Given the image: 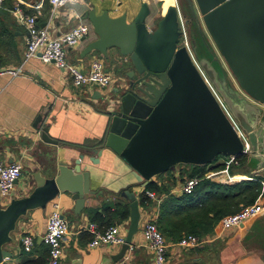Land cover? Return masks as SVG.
<instances>
[{
	"label": "crops",
	"instance_id": "1",
	"mask_svg": "<svg viewBox=\"0 0 264 264\" xmlns=\"http://www.w3.org/2000/svg\"><path fill=\"white\" fill-rule=\"evenodd\" d=\"M24 2L23 6L27 12L40 11L37 16L38 25L53 36L60 35L79 23L90 24L88 20L80 17L82 11L87 8H94L97 13L106 9L111 16H117L125 11L128 20H131L140 4L146 2L150 10L146 17V26L151 30L156 28L158 21L169 8H175L179 25L184 32L187 21L192 19L191 11L186 17L181 0H70L63 6H55L48 0ZM186 2L188 3L187 0ZM10 13L11 20L15 22L19 58L2 66H17L23 63V73L13 78L8 75L0 76V161L10 163L19 160L22 163V172L9 194L0 197V205L5 206L12 198L27 195L35 187L33 168H37L43 175L50 176L52 171H56L58 161H64L71 166L79 154H83L80 164L89 171L91 188L95 194L86 196L85 206L78 215L74 213V200L68 192H60L47 203L45 209L29 210L19 218L12 232V241L5 245L12 252V256L3 260L1 264L45 262L48 253L43 235L54 203L59 205L64 218L69 217V232L62 242L61 264H74L75 260H79L80 264H99L104 259L108 261L107 264H117L123 256L117 261L112 258L119 254L121 244L101 243L89 246V240L93 235L90 226L102 230L108 222L117 224L121 222L125 231L128 219L109 217L107 209L114 210L116 207L126 205L129 207L128 201L118 193L135 179L123 160L114 152L103 148L100 154H95L92 149L103 136L109 121V115L99 96L114 93L123 81L125 72L129 70L130 63L126 61V57L119 55L116 48L109 50L107 58L102 57L97 51L81 56L86 44L96 38L91 27L85 38L68 48V59L86 70L93 58L101 57L105 69L115 75V80L107 88L95 84L76 86L68 72L54 63L43 62L36 57L23 61L26 30L17 22L12 11ZM251 102L253 101L245 96V107L250 106ZM38 114H42V117L35 126ZM259 114L263 115L264 109ZM44 126L48 127V134L57 140V144L41 140L40 131ZM255 130L259 135L257 147L251 150L249 148L242 161L237 158L228 161L226 158L218 157L214 161L216 164L214 167L206 166L201 178L220 182L227 187L257 180L261 190L255 202H263L264 128L258 131V127H255ZM91 157L97 158L98 162H92ZM194 170L192 164H178L174 169L153 178L158 184H164L166 190L159 194L160 198L152 199L156 203L148 206L139 203L141 218L138 232L132 239V242L136 243L131 252L132 264H154L153 254L142 240L141 225L148 217L157 218L159 206L169 194L182 195L181 185ZM134 190L138 200L141 194L146 192L142 186H137ZM235 190L230 189L231 192ZM211 191L213 190L203 185L194 194V198L195 200L205 198ZM260 213L242 226L228 230H222L218 221L206 229L203 235L205 242L199 247L191 248L192 250L178 247L176 241L167 240L169 247L166 264H264V249L248 248L245 243L249 239V231L257 220L264 218V214ZM254 233L255 239L264 234L262 229H257ZM24 234L31 235L34 240V245L30 249H26L21 243Z\"/></svg>",
	"mask_w": 264,
	"mask_h": 264
},
{
	"label": "water",
	"instance_id": "2",
	"mask_svg": "<svg viewBox=\"0 0 264 264\" xmlns=\"http://www.w3.org/2000/svg\"><path fill=\"white\" fill-rule=\"evenodd\" d=\"M187 1L192 19L201 16L237 84L253 101L245 107V96H239L242 103L236 109L229 102L248 141L224 111L183 43L175 8H169L153 30L146 26L150 11L146 2L140 4L131 20L125 11L111 16L106 9L97 13L94 8L84 9L80 16L90 22L96 35L81 56L97 51L107 58L109 50L116 48L130 63L114 93L99 96L109 121L92 149L95 154L103 148L114 152L135 179L118 193L129 203V218L124 242L116 258H112L114 261L123 256L139 229L141 212L135 187H145L156 175L178 164L211 168L220 155L237 157L245 153L247 144L250 150L255 149L259 136L255 127L258 131L264 128V114H259L264 104V0ZM202 67L213 80L214 72L206 62H202ZM41 115H37L35 126ZM40 138L57 144L47 126L42 127ZM82 156L79 154L71 166L58 161L50 176L33 168L35 187L27 195L0 205V264L12 256L5 245L12 241L19 218L29 210L45 209L60 192H68L74 200V213L80 214L86 196L95 194L90 173L80 164ZM96 159L90 158L94 163L98 162ZM107 263L104 259L99 264ZM74 264H80L79 260Z\"/></svg>",
	"mask_w": 264,
	"mask_h": 264
},
{
	"label": "built area",
	"instance_id": "3",
	"mask_svg": "<svg viewBox=\"0 0 264 264\" xmlns=\"http://www.w3.org/2000/svg\"><path fill=\"white\" fill-rule=\"evenodd\" d=\"M14 6L11 11L14 14L17 22L24 26L26 30L25 49L23 61L29 58L36 57L43 62L54 63L57 67L66 70L76 86H84L87 84H96L100 87L107 88L114 82L111 72L105 69L103 62L99 57L93 58L90 61L88 69L84 70L75 63L69 61L67 56L68 48L78 44L89 32L91 25L87 23H79L72 26L66 32L53 36L48 30L38 25L36 13H29L24 9V0H14ZM55 6H63L70 0H48ZM4 5V0H0V7ZM184 31V30H183ZM23 63L17 66L8 65L0 67V76L8 75L11 78L20 76L23 73ZM264 107V104L261 105ZM249 149L247 144L245 152ZM228 161L235 160V157H225ZM22 163L19 160L10 163L0 161V197H5L9 194L13 184L21 175ZM202 178L192 176L185 179L182 183L180 191L182 194H191L199 185ZM146 194L157 199L153 191L146 190ZM52 211L49 213L46 228L43 235V241L48 247V255L46 258L47 264H61L63 258L62 242L69 232L68 221L61 216L60 207L54 203ZM264 210V201L255 202L253 204L242 206L238 211L223 216L220 220V228L228 230L234 227L242 226L247 220L256 216ZM124 226V225H123ZM92 237L89 240V246H96L101 243L107 244H122L124 242L125 231L121 222L113 224L103 230H98L90 226ZM141 237L145 244L153 254L154 264H166L168 261V241L159 230L155 219L146 218L141 225ZM205 239L193 233L183 235L175 242L178 247L191 249L199 247ZM21 243L26 249H30L34 245V240L31 235L24 234L21 238ZM136 243H131L125 251L123 257L117 261V264H132L130 261L131 252Z\"/></svg>",
	"mask_w": 264,
	"mask_h": 264
},
{
	"label": "trees",
	"instance_id": "4",
	"mask_svg": "<svg viewBox=\"0 0 264 264\" xmlns=\"http://www.w3.org/2000/svg\"><path fill=\"white\" fill-rule=\"evenodd\" d=\"M14 2V0H4V5L0 7V67L9 62L16 61L19 58L15 35V22L10 17V10L14 6ZM206 166L193 165L195 170L191 172L189 177L199 176L201 178ZM203 185L213 191L209 192L205 198L195 200L194 194ZM260 186L257 180L244 181L236 186L227 187L220 182L202 179L191 194H182L179 196L169 194L167 199L160 204V211L155 221L166 240L177 241L188 233L196 234L202 238L206 229L214 226L218 221L220 222L223 216L238 211L242 205L245 206L255 203V199L261 190ZM144 189L153 191L157 198H160L159 194L166 190L164 184H158L153 179ZM230 189L236 190L231 192ZM141 195L139 199L141 205L148 206L153 202L156 203L146 192H143ZM107 212H109V217L115 216L116 219L126 220L128 219L129 207L126 205L116 207L114 210L108 211L107 209ZM113 224L117 223L108 222L105 228ZM44 263L47 264L46 260L40 263L37 261H27L23 264Z\"/></svg>",
	"mask_w": 264,
	"mask_h": 264
},
{
	"label": "rangeland",
	"instance_id": "5",
	"mask_svg": "<svg viewBox=\"0 0 264 264\" xmlns=\"http://www.w3.org/2000/svg\"><path fill=\"white\" fill-rule=\"evenodd\" d=\"M28 1H32V0H28ZM181 1L186 17H188L190 15V8L188 6V3L186 2V0H181ZM198 17H199L198 20L191 19L187 21V26L185 27L186 31L185 32L183 31V39H184L183 43H185L188 49L191 51L193 61L195 62L196 66L198 67L199 71L201 72L207 84L213 90L214 94L216 95L217 99L222 105L224 111L227 113V115L230 117L234 125L237 127L239 133L242 135L244 140L248 141L246 133L244 132V130H242V128L238 124V121L235 118L234 114L232 113L229 103L231 102L232 104H234V107L236 109V107L241 106L242 103L241 98H243L244 95L241 93V91L238 88V84L235 79V76L229 70L226 62L224 61L223 57L220 55L219 51L212 42L209 34L207 33L203 25L201 16L198 15ZM201 32H203V34ZM99 59L102 62H104L101 57ZM202 62H206L207 67L214 72L215 78L213 80L209 77L206 70L202 67ZM111 74L114 79V75L112 72ZM239 96L241 98H239ZM262 108L264 109V107ZM246 155H247L246 152L241 155H238L237 159L239 161H242L246 157ZM218 157L220 159L222 158L225 159V157L221 155ZM260 214H264V212H261ZM68 218H69L68 216H65V219L68 221V225H69ZM257 229H262V231L264 232V218L263 219L260 218L259 220H257L255 225L251 228V231H249V239H247L245 243L248 248L260 247L264 249V234L261 235V237H258L257 239L254 238L255 236L254 231ZM202 238L204 239V236H202Z\"/></svg>",
	"mask_w": 264,
	"mask_h": 264
},
{
	"label": "bare ground",
	"instance_id": "6",
	"mask_svg": "<svg viewBox=\"0 0 264 264\" xmlns=\"http://www.w3.org/2000/svg\"><path fill=\"white\" fill-rule=\"evenodd\" d=\"M211 38V37H210ZM213 42V41H212ZM215 45V44H214ZM216 47V46H215ZM218 50V49H217ZM189 52H190V54H191V51L189 50ZM192 56V55H191ZM238 88H239V90L241 91V93L244 95V96H246L247 97V95L242 91V89L239 87V85H238ZM247 98H249V97H247Z\"/></svg>",
	"mask_w": 264,
	"mask_h": 264
}]
</instances>
